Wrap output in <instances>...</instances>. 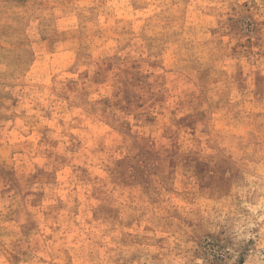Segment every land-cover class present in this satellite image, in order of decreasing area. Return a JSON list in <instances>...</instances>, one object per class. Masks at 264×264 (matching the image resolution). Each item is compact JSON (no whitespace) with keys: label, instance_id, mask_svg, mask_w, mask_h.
Here are the masks:
<instances>
[{"label":"rangeland","instance_id":"rangeland-1","mask_svg":"<svg viewBox=\"0 0 264 264\" xmlns=\"http://www.w3.org/2000/svg\"><path fill=\"white\" fill-rule=\"evenodd\" d=\"M0 264H264V0H0Z\"/></svg>","mask_w":264,"mask_h":264}]
</instances>
